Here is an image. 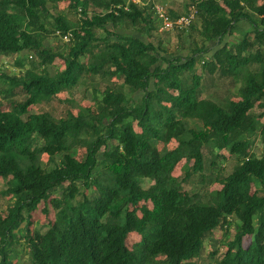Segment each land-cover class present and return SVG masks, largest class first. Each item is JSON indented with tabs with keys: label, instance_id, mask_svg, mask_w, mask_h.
<instances>
[{
	"label": "trees",
	"instance_id": "trees-1",
	"mask_svg": "<svg viewBox=\"0 0 264 264\" xmlns=\"http://www.w3.org/2000/svg\"><path fill=\"white\" fill-rule=\"evenodd\" d=\"M245 1L257 0H192L196 20L202 21V38L221 41L241 20L254 26L244 11ZM60 2H68V12L80 13L77 23L66 15L52 16ZM144 7L129 0H0V57L32 55L24 75L0 72V79L10 84L8 92L22 88L26 94L22 102L11 101L10 112L0 102V178L9 181L6 194L15 199L0 220V264H13L12 236L21 222L32 264H197L192 260L199 258L217 228L229 237L231 218L239 224L220 264H264V156L253 152L250 140L257 132L264 140V55L257 50L242 58L245 50L264 46V33L257 32L253 44L243 40L236 54L223 46L209 63L212 75L244 78L241 99L224 108L201 99L202 78L195 67L203 48L196 42L185 58L172 57L162 44L109 33L108 25L114 32L123 24L141 27L142 35L155 29L151 9ZM193 24L176 31H197ZM101 30L107 38L98 37ZM57 31L73 34L66 54L44 43L45 36ZM87 55L88 63L82 62ZM56 59L65 69L52 74L49 68ZM255 63L261 69L242 70ZM15 65L25 67L21 57ZM185 73H190L189 80ZM85 74L122 79L141 93V104L130 105L123 92L108 88L96 100L97 115L69 113L56 119L49 113H29L31 106L76 87ZM188 120L201 122L202 128H189ZM30 140L43 142L53 164L50 170L29 150ZM172 140L178 146L160 155L156 144ZM80 146L85 147L83 160L77 158ZM205 148L217 158L225 159L224 151L241 162L221 179L222 189L210 202L200 203L197 194L183 193L182 184L194 174L204 175L209 160ZM216 157L209 160L213 166ZM182 160L193 163L191 173L171 180ZM101 166L106 176L97 178ZM144 180L154 184L145 189ZM91 188L94 196L89 198L86 191ZM60 190L62 197L52 203L58 210L54 223L45 234L31 233L32 214ZM133 233L143 237V244L130 250L126 243Z\"/></svg>",
	"mask_w": 264,
	"mask_h": 264
},
{
	"label": "rangeland",
	"instance_id": "rangeland-1",
	"mask_svg": "<svg viewBox=\"0 0 264 264\" xmlns=\"http://www.w3.org/2000/svg\"><path fill=\"white\" fill-rule=\"evenodd\" d=\"M146 4L149 5L148 7H152L151 5L158 7L163 6L165 9H170V4L168 0H158V3L155 4V0H138V4ZM57 8L51 10L52 16H56L58 14L68 16L70 20L77 23L80 20L81 15L80 13L75 12H68V2H60L57 5ZM180 11H184V8L180 7ZM24 20L23 16H21ZM48 28L51 29L50 19L48 20ZM174 34H163L159 31H156L154 35L153 42L154 45H157V40L163 38L164 48L166 52H168V56L177 57L174 53L170 52L171 48L175 44L177 40V36L181 37L183 34H178L175 30L173 31ZM188 33V32H187ZM100 36H105L104 32H99ZM181 38H179V41ZM45 45L53 51H60L63 53L68 52V48L71 44L70 43H63L56 34L53 33L45 36ZM21 56L22 61L25 64V67L19 68L15 65L17 61L18 55L9 56V57H0V72L6 73L9 76H22L24 75L25 71L31 66L30 61L32 60L30 57L32 55L28 52H24ZM35 60V59H34ZM88 57H82L81 61L87 63ZM56 68V69H55ZM65 65L64 62L60 59H56L53 66L49 68V72L52 74H56L60 70H64ZM60 71V72H61ZM189 73H185L183 78L189 80L190 77ZM122 79H115V78H102L99 76H92V75H84L80 83L71 89L68 92L60 93L59 95L52 98L50 101L42 102L37 105L31 106L29 108L30 114H40V113H49L56 119L64 118L69 113H72L74 116H86L88 114L97 115V104L98 101L102 99V94L108 89L113 88L117 91L123 92L127 99L130 102V105L134 104H141V93H137L130 89L129 87H124L122 85ZM10 88V84L8 81L0 79V102L3 104V110L5 112H10L13 107L11 105V101L22 102L25 100V92L22 88H17L12 93L8 90ZM237 93V90H236ZM176 94V93H175ZM3 95V96H2ZM259 110H255L258 113ZM186 125L189 128L200 130L202 128V123L198 122L197 120H188ZM134 129L136 132L140 133L141 130L134 125ZM250 140L253 143L252 150L257 154L259 157L264 156V140L260 134L257 132L255 136L250 137ZM31 144H28V148L31 152H34L37 157L39 158L40 163L42 164L43 168L46 170H50L52 168L51 163H49V157L46 153L43 152V142L38 140H30ZM178 146V143L175 140H172L170 143L159 142L156 144V150L160 155H164L172 150H174ZM104 149V148H103ZM103 149L100 151V156H102ZM204 154L207 159H214L216 157V153H210L208 148L204 149ZM225 156V159L216 157L215 165H211L209 160L207 162L204 175L194 174L192 175L187 181L183 182L182 184V191L183 193H190V194H197L196 201L200 203H209L212 197L214 196L215 192L222 189V182L221 179L223 177L228 176L233 172V170L238 166L241 162L240 158L232 157L229 159V154L226 152H222ZM85 155V147L80 146L78 148V155L77 158L79 160H83ZM102 159V158H100ZM192 162H188L186 160H182L180 163L177 164L175 170L170 175V179L174 180H182L185 177L187 171L191 173ZM106 176V170L104 167H100L98 172L96 173L97 178H104ZM154 184L151 180H144L142 182V186L145 189H149ZM9 188V181L0 178V220L3 219L9 208H11L15 202V199L12 195L6 194V191ZM255 188L253 189V191ZM86 195L89 198L94 196L92 188L86 191ZM62 197V191H57L53 194L47 202L41 203L38 209L32 214L31 226L29 230L31 233H40L45 234L50 226L54 223L56 219V214L58 210L52 206L54 201L59 200ZM144 203L140 204V207L143 206ZM147 206L152 208L151 203H148ZM231 228L229 229V237L225 236V232L223 228H217L214 231V234L208 237L204 242V247L202 250L201 255L199 258L192 260L197 264H220L224 254L227 251V245L232 242V239L235 235L237 225L239 224L236 218H231ZM25 222H21L18 224L17 228L14 231L12 236V240L14 241L11 253V260L13 264H32L33 259L31 255L30 248L28 247L26 241L24 240V236L26 235ZM250 242V238L246 237L244 240V246L248 247ZM143 244V237L136 233L128 235L127 238V247L130 250H133L135 247ZM160 261V260H159Z\"/></svg>",
	"mask_w": 264,
	"mask_h": 264
},
{
	"label": "crops",
	"instance_id": "crops-1",
	"mask_svg": "<svg viewBox=\"0 0 264 264\" xmlns=\"http://www.w3.org/2000/svg\"><path fill=\"white\" fill-rule=\"evenodd\" d=\"M191 1L192 0H168V3L170 4V7H171L170 9L167 10L163 6H160V7L164 8V10L167 12L170 18L178 19L182 16H185L189 12V8L192 6ZM129 3L138 4V0H129ZM157 3H158V0H155V4ZM219 4L222 7L226 8L227 11H229V9L225 6L223 1H219ZM138 5L145 6L144 8L151 9L149 14H151L152 16V21L154 17L155 29H152L151 31H147L146 33L142 35L141 27L133 28L131 26H127L126 24H123L121 26H118L117 30L114 32V29L110 27L111 25H108L107 30L109 31V33L111 34L117 33L118 35H122V36L135 35L136 37H141L142 39L148 42H153L154 40L153 34L156 31H159L160 33L168 34V35L174 34L173 31L162 30L163 24H162V21L159 20V18L157 17L156 9H155L156 7H158V5H155L154 7L153 5H151L152 7H148L149 5H146L144 3L138 4ZM242 5L244 6V11L246 15L254 19L255 21L254 26H252L250 22L247 20H241L235 24L232 30V33L224 37L221 41L219 40L206 41L201 36L202 21L201 19H197L195 20V23L193 24V25H196L197 31L189 30L188 33L183 34L181 36L180 41H179V36H177V40L175 44L171 48V51H169V53L170 52L174 53L175 56H181L185 58L191 53V51L195 49V42L198 44L199 48H203V52L200 53L201 61L198 62V64L195 67V74L200 75L202 78L201 83H202L203 91L201 93V99L211 100L224 108H227L231 102H238L241 99L240 88L244 83V78L243 77L235 78L234 75L220 76L218 73H216L215 75H212L210 72H208L209 63L215 62L216 60L215 55L219 51L222 50L223 46L228 45V48L229 49L231 48L234 51V54H236L237 46L241 44L243 40L247 39L249 40V42L253 44L255 43V37H256L257 32L264 33V13H262V15L259 14V11L264 10V0H257L254 4L250 1H245L244 3H242ZM180 7L184 8V11L181 12L179 9ZM102 12H103L102 10H98V13H102ZM173 14L177 17L176 18L172 17ZM101 31L104 32L103 30ZM104 34L105 36H100L98 34V37L101 39L107 38L108 37L107 34L105 32ZM114 39H115L114 36H111L109 38L111 43L113 42ZM163 42H164L163 38L158 39L157 45L155 46L159 47ZM162 46H164V44H162ZM181 46H183L184 48L181 49L180 48ZM257 50H260L262 55H264V46L258 45V46H255L254 49L249 48L245 50L242 53V58H248L251 54H255ZM166 53L168 54V52ZM18 57H21V56L18 55ZM263 62H264V59H263ZM87 63H88V60H87ZM204 66H207V67L203 69ZM261 66L262 64L260 63L249 64L245 68H242V70L244 72L254 71L257 69L259 70L261 69ZM188 77H191L190 73ZM122 85L126 87L123 81H122ZM236 90H237V93H236ZM186 122L187 121H185V123Z\"/></svg>",
	"mask_w": 264,
	"mask_h": 264
},
{
	"label": "built area",
	"instance_id": "built-area-1",
	"mask_svg": "<svg viewBox=\"0 0 264 264\" xmlns=\"http://www.w3.org/2000/svg\"><path fill=\"white\" fill-rule=\"evenodd\" d=\"M155 9L157 17L162 21V30L164 31L187 30L195 22L198 14V10L193 5L189 8V12L185 16L178 19L170 18L162 7H156ZM55 34L63 43H70L73 40L72 32L62 34L57 31Z\"/></svg>",
	"mask_w": 264,
	"mask_h": 264
}]
</instances>
